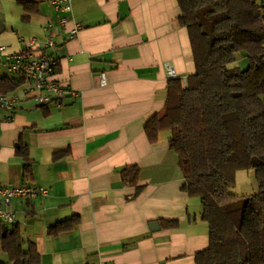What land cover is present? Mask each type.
<instances>
[{"label":"crops","instance_id":"1","mask_svg":"<svg viewBox=\"0 0 264 264\" xmlns=\"http://www.w3.org/2000/svg\"><path fill=\"white\" fill-rule=\"evenodd\" d=\"M71 6L61 14L42 0L40 12L24 22L17 0H0V47L17 53L33 40L59 61L55 79L68 91L60 103L42 106L37 92L21 86L9 94L19 97L14 110L0 108V187L48 190L43 198L13 201L16 224L37 246L41 264H196L197 253L210 246L201 200L181 191L184 177L169 149L174 133L162 132L152 144L145 132L165 110L169 80L186 86L196 72L178 2L71 0ZM60 17L68 19L64 26ZM76 25L81 29L71 38ZM237 63H244L240 54ZM4 77L18 76L0 65ZM20 144L33 162L29 181L16 155ZM132 166L140 168L138 194L121 175ZM73 216L81 223L72 231L48 234ZM170 221L179 227H164ZM0 263L12 264L4 253Z\"/></svg>","mask_w":264,"mask_h":264},{"label":"trees","instance_id":"2","mask_svg":"<svg viewBox=\"0 0 264 264\" xmlns=\"http://www.w3.org/2000/svg\"><path fill=\"white\" fill-rule=\"evenodd\" d=\"M29 22L42 0H17ZM179 24L187 28L196 66L184 86L168 82L161 115L145 127L155 144L165 131L174 133L169 149L178 157L182 190L199 198L202 220L210 230V246L197 253L196 264H264V5L257 0H177ZM246 68L231 67L237 56ZM25 83L21 77L0 78V96ZM29 149L20 144L24 180L33 178ZM62 154H56V158ZM240 171H254L258 190L238 200L233 190ZM124 184L142 191L140 168L121 172ZM81 223L80 216L57 223V237ZM177 229L178 221L164 223ZM0 253L12 264H41L34 243L25 241L19 225L0 222ZM1 264V263H0Z\"/></svg>","mask_w":264,"mask_h":264},{"label":"built area","instance_id":"3","mask_svg":"<svg viewBox=\"0 0 264 264\" xmlns=\"http://www.w3.org/2000/svg\"><path fill=\"white\" fill-rule=\"evenodd\" d=\"M52 5L57 12L70 13L72 11L71 0H51ZM60 24L64 26L68 19L60 17ZM81 26L76 25L71 32V38H74ZM50 47L53 43L49 42ZM0 65H4L8 72L16 74L24 79L25 91L37 92V101L42 106L52 103H60L68 94V91L62 83L58 82L55 77L59 66L56 58L39 52L36 49V43L32 40L29 42L27 50L8 53L5 46L0 47ZM166 70L170 77H175V70L170 64H166ZM102 85H106L105 75L101 76ZM18 96L1 95L0 108L12 112L18 101ZM48 195V190L35 186L0 187V222L7 225L16 224V214L11 210L14 200L32 201L37 198H43ZM106 264V263H99Z\"/></svg>","mask_w":264,"mask_h":264},{"label":"rangeland","instance_id":"4","mask_svg":"<svg viewBox=\"0 0 264 264\" xmlns=\"http://www.w3.org/2000/svg\"><path fill=\"white\" fill-rule=\"evenodd\" d=\"M257 2L260 5H264V0H257ZM231 67H239L242 69L246 68V64H240V63H236L234 65H232ZM236 188L233 190V192L235 193L236 197L238 198V200H242L245 197V191H248L249 187L254 188L257 192L258 190V184L256 181V177L254 175V171H240L238 172V174H236Z\"/></svg>","mask_w":264,"mask_h":264},{"label":"water","instance_id":"5","mask_svg":"<svg viewBox=\"0 0 264 264\" xmlns=\"http://www.w3.org/2000/svg\"><path fill=\"white\" fill-rule=\"evenodd\" d=\"M154 228H159V225L157 222L153 223L152 226H151V229L153 230Z\"/></svg>","mask_w":264,"mask_h":264}]
</instances>
